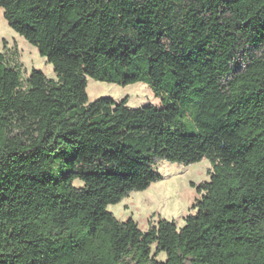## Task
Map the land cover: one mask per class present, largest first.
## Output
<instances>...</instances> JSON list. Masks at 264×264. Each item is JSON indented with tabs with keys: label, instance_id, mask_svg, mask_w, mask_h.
<instances>
[{
	"label": "trees",
	"instance_id": "1",
	"mask_svg": "<svg viewBox=\"0 0 264 264\" xmlns=\"http://www.w3.org/2000/svg\"><path fill=\"white\" fill-rule=\"evenodd\" d=\"M0 8L56 74L23 78L0 50V264H264V0ZM89 78L147 83L162 105L90 102ZM204 159L182 228L108 209L161 181L160 162Z\"/></svg>",
	"mask_w": 264,
	"mask_h": 264
},
{
	"label": "rangeland",
	"instance_id": "2",
	"mask_svg": "<svg viewBox=\"0 0 264 264\" xmlns=\"http://www.w3.org/2000/svg\"><path fill=\"white\" fill-rule=\"evenodd\" d=\"M0 50L6 54L13 66L19 67L23 78L29 76L31 70L36 68L42 70L49 78L56 79L53 65L39 54L36 47L8 25L3 8H0ZM87 92L90 102L109 97L116 101L128 98V106L131 108L150 103L162 105L161 99L157 98L144 82L121 86L89 78ZM64 162L62 159L54 163L58 173L65 169ZM211 168L207 159L189 166L162 161L156 166L158 173L163 177L161 181L152 184L146 191L131 193L121 203L110 205L108 209L120 221L133 218L143 231H147L149 225L156 223L160 217L174 220L178 227L182 228L186 216L195 213L192 205L201 196L192 183L198 185L209 181ZM74 184L78 187L84 185L79 180ZM158 258L166 259L165 254H160Z\"/></svg>",
	"mask_w": 264,
	"mask_h": 264
}]
</instances>
